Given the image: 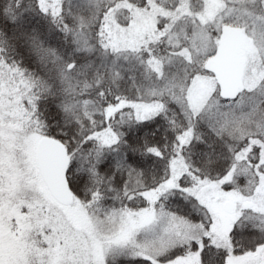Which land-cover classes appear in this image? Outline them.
Returning a JSON list of instances; mask_svg holds the SVG:
<instances>
[{"label":"snow or ice","instance_id":"snow-or-ice-1","mask_svg":"<svg viewBox=\"0 0 264 264\" xmlns=\"http://www.w3.org/2000/svg\"><path fill=\"white\" fill-rule=\"evenodd\" d=\"M0 264H264V0H0Z\"/></svg>","mask_w":264,"mask_h":264}]
</instances>
